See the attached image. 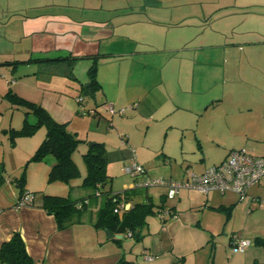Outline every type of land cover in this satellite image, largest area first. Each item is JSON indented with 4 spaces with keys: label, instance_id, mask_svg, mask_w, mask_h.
Masks as SVG:
<instances>
[{
    "label": "crops",
    "instance_id": "0c3cea01",
    "mask_svg": "<svg viewBox=\"0 0 264 264\" xmlns=\"http://www.w3.org/2000/svg\"><path fill=\"white\" fill-rule=\"evenodd\" d=\"M162 3L163 0H97L92 7L71 12L61 9L60 6L64 5L60 1L53 4L58 8L52 9L48 7V1L44 3L43 0H0V38L3 42H0V62L22 61L17 66L13 64L11 71L13 79L24 81L21 96L40 104L55 121L67 123L68 130L81 139L80 145H84L83 150L87 151L89 140L106 142L102 138L104 132L100 130L101 119L111 126L114 115H123L132 104L134 107L130 109L137 108L139 114L147 117L154 113L150 110L157 112L168 104L170 96L162 98L159 95L161 97L158 98L156 91L165 84V76L162 75L160 82L155 83L148 68L153 67L157 51L174 50L169 47L168 32L171 26H180L183 21L181 18L177 21H172L169 16L166 18V6ZM148 7L158 10L154 15H148ZM67 54L79 57L72 68L75 80L65 75L47 73L42 64L36 61L24 62ZM94 57L98 60L96 77L101 89L93 96H85L80 84L87 82V70ZM139 67H142V73ZM15 73L19 75L18 78H15ZM78 96L83 99L82 105L75 100ZM157 98L164 104L162 101L157 103ZM135 100L137 102L129 106L115 108L116 104L123 106ZM110 104L115 109L113 114L108 112ZM122 108L124 112L119 113ZM90 109H96L97 114L89 113ZM27 119L30 123L35 121L31 114ZM243 124L239 129L230 128L239 137L238 144H244L239 148L247 147L255 154H262L264 112L249 113ZM119 137L127 144L124 134H119ZM41 138L33 141L22 138L26 140L19 144L23 147L19 164L29 160L40 141H43ZM239 148L229 149L221 161L230 150ZM131 151L130 159H135L133 149ZM54 161L52 155H47L41 161L28 164L24 190L36 193L33 205H17V193L6 182L9 179L16 183L17 173L11 175L8 171H2L0 246L18 232L35 264H116L121 257L136 264H197V252L201 248H208L212 252L211 264H249L262 258L257 244L253 243L247 253L230 261V239L237 233H232L227 241H218L220 231L214 214H223L226 224L236 206L244 203L246 214L258 210L261 216L264 215V177L247 188L242 200L230 191L202 194L193 189H181L173 198H169L175 199V203L167 205L165 201L160 207L162 204L153 201L149 189H146L145 199L139 197L137 200L131 195L136 193L133 190L129 192L128 199L121 195V200L127 201L130 207L135 203H152L154 213H146L144 209L136 211L139 218L146 222L138 227V238L122 236L125 233L119 234L121 237H109L103 227L96 225L99 199L93 200L92 207L82 214L80 221L63 229H58L53 215L40 206L38 195H62L55 191L56 187L45 186ZM13 162L14 166L18 164L15 158ZM185 171L176 180L184 179L187 175ZM133 185L131 183L125 189H134ZM72 187L69 183V196ZM77 187L78 195H82L72 199L86 198L84 190L79 185ZM157 208H166L169 213L160 223L152 222L150 225L146 215L158 216ZM88 213L90 217L87 218ZM145 250L152 259L145 257Z\"/></svg>",
    "mask_w": 264,
    "mask_h": 264
},
{
    "label": "rangeland",
    "instance_id": "374dc122",
    "mask_svg": "<svg viewBox=\"0 0 264 264\" xmlns=\"http://www.w3.org/2000/svg\"><path fill=\"white\" fill-rule=\"evenodd\" d=\"M43 1H48L47 5L52 9L58 8L53 4L60 1L64 5L60 8L71 12L97 3V0ZM162 4L166 6V18L169 16L172 21L181 18L183 21L180 26H171L168 32L171 35L169 47L174 50L157 51L153 67L148 68L155 83L165 76V84L156 91L158 98L170 96L168 104L157 112L150 110L154 112L150 117L129 107L123 115H114L111 126L102 119L99 124L104 132L102 138L106 139V171L111 176V182L101 191L120 192L133 183L135 188L128 191L136 192L131 194L134 200L145 199L146 189H149L156 204L161 203L160 194L165 195L166 189L160 185L137 186L136 182L144 179L143 175L134 177L124 170L131 163L132 149L136 161L145 166L150 177L179 179L185 170L202 172L219 163L229 149L243 146L238 144L239 137L230 128L243 127L251 112H264V0H163ZM156 10L146 8L148 15H154ZM4 62H0V171H8L11 175L17 173V181L31 163L27 160L19 164L23 148L19 144L26 140L22 138L33 141L42 136L44 139L47 132L44 127H39L32 135L17 136L11 145L9 130L22 127L25 109L12 103L7 93L12 91L22 97L21 84L24 81L13 79L12 65ZM139 69L142 73V67ZM18 76L15 73V78ZM158 98L157 103L162 101ZM133 102L137 101L123 106L116 104L115 108ZM119 134H124L127 144ZM83 149L84 145H78L73 152L79 176L70 181L74 187L69 194L71 198L80 197L82 194L78 195L79 189H76L79 185L85 196L90 195L91 205L87 207L90 209L95 198L102 204L107 194L94 196L93 189L82 187L86 172L82 157L86 149ZM12 158L18 160L16 166ZM8 180L7 184L13 186L18 196L19 187ZM45 186L56 187L55 191L62 194L58 196L68 195L69 184L65 182H48L46 178ZM165 201L167 205L175 203V199L165 198ZM146 217L150 225L161 222L159 216L148 214ZM214 217L220 231L218 241H227L232 233L251 240L264 235V215L261 216L258 210L246 214L244 203L236 206L226 224L223 214H214ZM256 246L262 258L249 264H264V246ZM251 247L252 244L244 252ZM244 252L234 253L229 248V260L243 256ZM211 255L208 248H201L197 252V264H211Z\"/></svg>",
    "mask_w": 264,
    "mask_h": 264
},
{
    "label": "trees",
    "instance_id": "16d2710c",
    "mask_svg": "<svg viewBox=\"0 0 264 264\" xmlns=\"http://www.w3.org/2000/svg\"><path fill=\"white\" fill-rule=\"evenodd\" d=\"M78 59L79 57L67 54L54 58H34L24 62L36 61L42 64L47 73L65 75L75 80L72 68ZM97 62V58L94 57L92 65L87 70V82L80 84V90L85 96H93L101 89V84L96 77ZM4 63L17 65L22 63V61H5ZM7 95L12 103L25 109L22 127L20 129L9 130L11 145L15 143L17 136L32 135L37 128L44 127L47 132L45 138L38 145L28 162H38L44 159L45 156L52 155L55 161L48 171L47 181H62L69 184L71 180L79 176V169L72 155L78 145L81 144V139L75 133L68 130L67 123L55 121L40 104L19 97L12 91H8ZM30 114L35 118L33 123H30L27 119ZM82 157L86 167V172L81 183L82 187L93 189L94 196L107 194L105 202L100 204L98 208L96 225L116 234H123L127 230H130L133 236L138 238V227L146 224V222L139 218L136 211L144 209L146 213H154L152 203H135L121 215L115 213L114 207L120 202L121 195L124 196V199H128L129 189H124L120 192H112L111 190L101 191L105 185L111 182V176L106 171L108 160L105 144L97 142L89 145ZM24 175L23 173L16 181L19 193L25 192L24 184L26 179ZM2 181L3 175L0 171V182ZM30 193L34 195L35 200L36 193ZM165 198V195H161L162 201L160 204L162 205L160 207H163ZM38 199L41 200L40 206L48 214L53 215L58 229H63L72 223L80 221L82 214L85 212L83 210H86L91 205L90 195L86 198L73 200L69 195L58 196L43 193L38 195ZM34 200L29 205H33ZM122 236L125 237L126 235ZM252 242L264 246V235L256 237ZM0 264H35L27 253L23 239L18 232H15L9 240L1 244ZM116 264L136 263L121 257Z\"/></svg>",
    "mask_w": 264,
    "mask_h": 264
},
{
    "label": "built area",
    "instance_id": "2783aa9c",
    "mask_svg": "<svg viewBox=\"0 0 264 264\" xmlns=\"http://www.w3.org/2000/svg\"><path fill=\"white\" fill-rule=\"evenodd\" d=\"M75 100L79 105L83 102L81 96L76 97ZM129 107H134V104ZM108 112L109 114L115 113L111 104L108 106ZM118 112L123 113L124 109L122 108ZM89 113L95 115L97 110L90 109ZM124 170L134 177L143 175L144 179L138 180L137 186H163L166 189V198H173L181 189H193L202 194H207L210 191H217L220 194L229 191L235 192L239 196V200H242L246 196L247 188L264 177V152L255 154L252 149L247 147L232 149L223 161L206 168L202 172L196 173L187 170V175L182 180L149 177L145 168L135 161L134 157L131 158L130 165L125 166ZM121 199L114 207V212L117 214H122L130 208V204ZM33 200L34 195L27 191L16 197L17 205H29ZM167 213L169 210L166 208L157 210V215L162 220L165 219ZM125 235L132 237L133 233L127 230ZM251 244H253L252 240L238 234L232 235L230 239V249L234 253L244 252ZM145 257L152 259V256L148 254Z\"/></svg>",
    "mask_w": 264,
    "mask_h": 264
},
{
    "label": "water",
    "instance_id": "95a60500",
    "mask_svg": "<svg viewBox=\"0 0 264 264\" xmlns=\"http://www.w3.org/2000/svg\"><path fill=\"white\" fill-rule=\"evenodd\" d=\"M93 143L94 142H89V145H93ZM105 232H106V234L109 236V237H113V236H115V237H121V235H114L113 233H111V232H109L107 229H105Z\"/></svg>",
    "mask_w": 264,
    "mask_h": 264
}]
</instances>
